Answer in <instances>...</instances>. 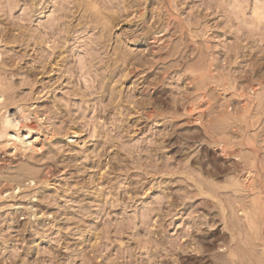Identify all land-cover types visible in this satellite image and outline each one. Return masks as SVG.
Returning a JSON list of instances; mask_svg holds the SVG:
<instances>
[{
  "label": "rangeland",
  "instance_id": "374dc122",
  "mask_svg": "<svg viewBox=\"0 0 264 264\" xmlns=\"http://www.w3.org/2000/svg\"><path fill=\"white\" fill-rule=\"evenodd\" d=\"M162 1L0 0L2 102L45 123L39 153L0 146V264L219 261L250 124L264 176V0H172L158 43Z\"/></svg>",
  "mask_w": 264,
  "mask_h": 264
},
{
  "label": "bare ground",
  "instance_id": "6f19581e",
  "mask_svg": "<svg viewBox=\"0 0 264 264\" xmlns=\"http://www.w3.org/2000/svg\"><path fill=\"white\" fill-rule=\"evenodd\" d=\"M157 5L159 6V8L163 9L166 12L167 25L161 30L157 29V31L154 32L153 35L155 36L160 33L164 34L169 31L168 37L173 39L174 36L171 34V23L170 21H168V18L174 16V2L172 0H164ZM162 21L163 19L161 18L160 22ZM166 36L167 35H163L161 37L165 38ZM161 37L155 36L154 39L159 43L163 40V38ZM180 39L181 41H183V36ZM165 56L167 57V53L165 54ZM155 58L157 59L153 60L154 62L151 63V67L157 65V62L159 61V59L163 58V55L159 54ZM2 85L3 83L0 82V86ZM258 86H262V83H259ZM198 96V102L192 103L191 108L194 111L199 112L200 115H203V110H201L203 97L200 93L199 88ZM4 98L6 99L4 93L0 92V146L6 147L8 149L6 151L7 153L21 152L24 154L28 153L32 155L39 153L44 146L41 141V136L43 133V129L45 128V123L43 122L41 116L36 111L32 113L29 110V108L32 106L27 107L22 105H15V109L12 110L10 105L2 102ZM251 99L252 101H254V97H251ZM244 110L247 112L246 107H244ZM151 113L153 115H156V112L154 113L152 111ZM153 115L151 116L148 114L147 118H151L153 117ZM32 117L35 118V122H33ZM251 127L252 125L250 124L244 130H242V143L246 149L250 150V152L252 153H255V156L253 154L254 157L253 160L250 161V164H247V162L245 161L243 162V160H240L241 162L239 161V166L235 171L238 173V177L234 181L235 183H232L230 187L233 189V193H238L239 191H241L245 194L242 195L245 198L244 203L241 200L237 202H234L233 200L230 209V207L227 206L228 204H225L226 201L224 202L223 198V200L218 199L217 196H215V198H217L216 203H213L215 205V208L218 209L216 215L220 217V222H222V225H220L221 227H223L221 232L223 231L225 237H227L229 241L226 242L225 246L220 247L219 251L221 254L219 255V261L213 262L212 264H264V176L262 174L260 158L259 155H257V153L259 154L260 151L256 148V146L253 145L252 140L248 135L251 131ZM206 133L209 135V130H206ZM53 137H55V133H52V136L51 138L49 137V139H52ZM218 145L221 147V151L226 154L228 148L232 144H228L225 141L219 140ZM193 191V189L190 190V192H192L193 194L191 197L192 199L204 196L212 197L210 190L208 188L206 189V186L202 183L199 184L197 190H195L194 192ZM217 195H219V193ZM233 197L231 198L233 199ZM203 201L206 202L205 200ZM234 203L236 204V210H234ZM206 218L211 219L208 218L207 215ZM214 230L215 229H212L210 231L213 232ZM246 231H248V233L251 232L249 237L247 236L246 238V240L248 239V242H250L249 250H244L245 248L241 246V242L243 241V239L245 240V238H241V234L243 232V234H245ZM198 241L204 243V247L206 246L205 251H211L216 248V246H214V242H212L211 240H207V238H201ZM204 257H200V261H202L201 264H209L208 262L210 259Z\"/></svg>",
  "mask_w": 264,
  "mask_h": 264
}]
</instances>
